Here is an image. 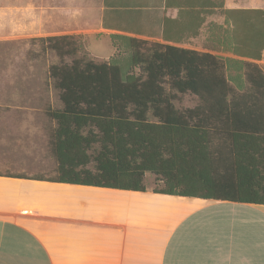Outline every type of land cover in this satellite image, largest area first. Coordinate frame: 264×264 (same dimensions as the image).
<instances>
[{"label": "trees", "instance_id": "trees-1", "mask_svg": "<svg viewBox=\"0 0 264 264\" xmlns=\"http://www.w3.org/2000/svg\"><path fill=\"white\" fill-rule=\"evenodd\" d=\"M195 6L217 12L224 0ZM235 12L224 35L252 61L235 86L210 52L112 35L131 47L126 71L91 60L79 37L37 39L59 58L48 75L62 107L45 110L56 124L54 175L33 179L145 192L152 175L156 194L264 206V71L253 62L264 52V11ZM178 94L198 104L180 109Z\"/></svg>", "mask_w": 264, "mask_h": 264}, {"label": "crops", "instance_id": "crops-1", "mask_svg": "<svg viewBox=\"0 0 264 264\" xmlns=\"http://www.w3.org/2000/svg\"><path fill=\"white\" fill-rule=\"evenodd\" d=\"M102 1L112 18L102 30L203 53H213L199 44L214 38L216 22L231 26L226 11L258 9ZM2 146L0 134V264H264V206L41 181L8 164Z\"/></svg>", "mask_w": 264, "mask_h": 264}, {"label": "rangeland", "instance_id": "rangeland-1", "mask_svg": "<svg viewBox=\"0 0 264 264\" xmlns=\"http://www.w3.org/2000/svg\"><path fill=\"white\" fill-rule=\"evenodd\" d=\"M234 1L264 11V0ZM64 4V0H0V9L14 5L13 10L0 13V134L6 138V147L2 148H6L8 164L21 165L24 174L45 178L52 177L56 169L49 142L56 124L48 120L45 110L61 108L62 104L48 75L49 68L58 63L59 58L53 52H44L37 39L79 37L83 52L91 60L117 62L126 71L131 55L126 41L113 39L114 32L102 30L103 24L112 23V18L102 12V0H71L70 17L63 13ZM216 25L222 30L217 29L210 40L201 39L199 47L209 48L212 54L224 60L226 75L235 86L239 83L237 79L243 77L242 62L251 60L232 54L230 39L223 32L231 26L224 27L222 21ZM253 62L264 71V52L261 60ZM197 104L198 99L193 95L177 96L176 106L180 109ZM155 182L152 175L145 178V186L150 190L159 188Z\"/></svg>", "mask_w": 264, "mask_h": 264}]
</instances>
